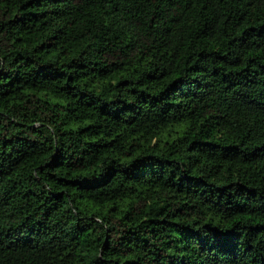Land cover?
I'll list each match as a JSON object with an SVG mask.
<instances>
[{"label":"trees","instance_id":"obj_1","mask_svg":"<svg viewBox=\"0 0 264 264\" xmlns=\"http://www.w3.org/2000/svg\"><path fill=\"white\" fill-rule=\"evenodd\" d=\"M0 264H264V0H0Z\"/></svg>","mask_w":264,"mask_h":264}]
</instances>
